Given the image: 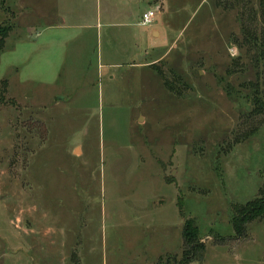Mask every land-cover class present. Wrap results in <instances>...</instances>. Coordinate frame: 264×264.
Listing matches in <instances>:
<instances>
[{"label": "rangeland", "instance_id": "374dc122", "mask_svg": "<svg viewBox=\"0 0 264 264\" xmlns=\"http://www.w3.org/2000/svg\"><path fill=\"white\" fill-rule=\"evenodd\" d=\"M56 1L0 0V264H264L258 0Z\"/></svg>", "mask_w": 264, "mask_h": 264}, {"label": "trees", "instance_id": "16d2710c", "mask_svg": "<svg viewBox=\"0 0 264 264\" xmlns=\"http://www.w3.org/2000/svg\"><path fill=\"white\" fill-rule=\"evenodd\" d=\"M264 12V0H258ZM3 31V29H1ZM159 74V72H157ZM163 86L171 91H176V86L172 82L162 81ZM178 92V91H176ZM257 101H254L256 103ZM262 187L258 190L259 197L247 200L246 203H236L231 207V225L235 233L244 235L245 226L253 220H264V175ZM181 235L183 237V255L194 257L198 252L201 255L204 245L198 235V229L192 219L184 221Z\"/></svg>", "mask_w": 264, "mask_h": 264}, {"label": "crops", "instance_id": "0c3cea01", "mask_svg": "<svg viewBox=\"0 0 264 264\" xmlns=\"http://www.w3.org/2000/svg\"><path fill=\"white\" fill-rule=\"evenodd\" d=\"M122 1H125V0H122ZM63 1L62 0H58V1H56V3H55V5H57L58 3H62ZM144 12H146V10H144ZM143 12V13H144ZM65 13H67V14H69L67 11H65ZM135 13H134V11L133 10H130V11H127V16L130 18V17H132L131 18V20H133V15H134ZM142 16V15H141ZM155 16H156V13H155V15H154V17H153V21L155 20ZM64 21V19L62 20V22ZM137 24H139L140 26H146V25H141L140 24V21H138L137 22ZM158 24V22L155 20L154 22H153V26H156ZM151 26V25H150ZM153 33H154V29H153V27H151V29H150V36L149 37H147V38H145V39H148L147 41H143V42H145L146 44H141L140 46H137L138 48H137V50H135V52L137 51V52H140V53H144V51L145 50H147L148 48L149 49H151V48H153L154 47V45H156V44H153V43H151V41H150V39L152 38V39H155L154 37H153ZM132 54V55H131ZM131 57L133 56V52H131ZM130 55H128V60L129 61H131L133 58H129V56ZM139 58L140 57H138V59L137 60H139Z\"/></svg>", "mask_w": 264, "mask_h": 264}, {"label": "built area", "instance_id": "2783aa9c", "mask_svg": "<svg viewBox=\"0 0 264 264\" xmlns=\"http://www.w3.org/2000/svg\"><path fill=\"white\" fill-rule=\"evenodd\" d=\"M154 15H155V11L153 9H146V12H144L141 16L140 24L141 25L149 24L150 22H152Z\"/></svg>", "mask_w": 264, "mask_h": 264}]
</instances>
